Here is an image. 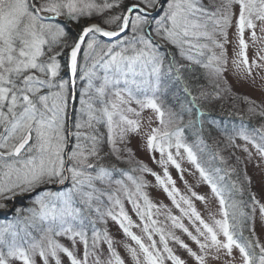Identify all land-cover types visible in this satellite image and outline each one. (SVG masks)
I'll return each mask as SVG.
<instances>
[{
    "label": "snow or ice",
    "instance_id": "1",
    "mask_svg": "<svg viewBox=\"0 0 264 264\" xmlns=\"http://www.w3.org/2000/svg\"><path fill=\"white\" fill-rule=\"evenodd\" d=\"M230 71L264 87V0H0V209L35 193L30 207L0 221V264H64L65 257L67 264H126L109 219L132 242L124 247L133 264H188L170 240L195 264L222 257L223 264H264L255 235L264 202L250 190L246 167L241 178L236 167H205L198 155L208 150L227 165L221 152L238 149L264 166V103L245 97L258 126L240 117L220 130L215 146L205 139L215 121L205 128L202 104L228 91ZM72 102L79 107L70 110ZM146 110L157 121L152 127L149 117L147 130ZM133 134L163 175L135 159ZM184 160L218 202L208 219L194 203L208 197L191 186L190 195L181 194L169 172L174 166L183 178ZM144 174L155 177L181 216L153 203ZM161 214L198 249L156 218Z\"/></svg>",
    "mask_w": 264,
    "mask_h": 264
},
{
    "label": "rangeland",
    "instance_id": "2",
    "mask_svg": "<svg viewBox=\"0 0 264 264\" xmlns=\"http://www.w3.org/2000/svg\"><path fill=\"white\" fill-rule=\"evenodd\" d=\"M249 58L251 59L253 56V50L249 49ZM229 56H232V48L229 46ZM66 72V70H65ZM65 72H62V75H65ZM67 78V76H65ZM227 81L229 85L228 89V95L226 94V101L229 103L226 111L229 109V111H233L231 115L236 116H245L248 117L247 113V107L248 104L246 103L245 97L248 99L254 100L257 104L264 103V87H262L261 82L258 80L256 83H252L251 81L245 80L243 78H239L235 73L229 72L227 73ZM79 87V81L78 85ZM233 97H239L235 101H231ZM226 103V104H228ZM79 105L76 102H72L70 105L71 108H78ZM205 107V106H204ZM222 110L223 107L221 108ZM239 113V115H237ZM152 118V127H155L157 124L155 115L150 111L146 110L143 113V118L145 121L144 127L145 130L148 128L147 120L148 118ZM261 123V120L258 118L256 124L259 125ZM237 125V123H234ZM101 131H104V129H101ZM237 143H243V141L238 140ZM128 147L132 149L135 159L139 161H143L145 164H147L150 168H152L155 172L160 173L163 175V171L160 165H158L152 158L151 153L147 151L144 148L143 140L141 136L133 134L130 137V142L128 144ZM221 149L224 148L223 145L220 146ZM234 154V157L237 159V157L240 158L242 161L243 167H246L247 169V175L252 178V183L249 186L250 190L252 192H255L257 195V198L261 199V202H264V166L257 167L256 164L258 163L257 160L253 161H247L244 159L245 153L242 151L235 149H225L221 152L222 155H224L227 159L230 158V153ZM224 152V154H223ZM226 152V153H225ZM156 158L159 159V153H156ZM129 165L127 164L125 166V169H127ZM182 167L185 169L184 176L181 178L179 171L175 169L174 166H169V172L172 175V178L175 180L176 184L175 186L180 190L181 194L184 195H190L189 193V186H191V189L195 191L196 193L200 195H204L208 197V203L205 204L203 201L200 200H194L195 206L197 210L201 213L202 216H204L205 219H208L209 212H218V202L215 200L214 197L211 196L210 188L207 184L200 181L199 173L198 171L191 166L187 160L182 161ZM213 167H220L218 163L213 164ZM222 167V165H221ZM225 167V165L223 166ZM134 175H139V173H133ZM144 178L146 181H148V186L144 189L150 199L155 204H162L166 205L168 209L171 210L172 214L176 216H181V213L179 209L175 207L172 200L167 196V194L164 192L163 188L160 187L155 179L154 176L151 174H144ZM233 179H236V176H233ZM187 182V183H185ZM55 190V189H53ZM35 193L31 194H24V195H17L12 200H5L3 203L7 204V210L0 209V218H5L8 220L12 218L13 216V209L15 208H28L32 205V198L34 197ZM244 198V197H243ZM125 207L129 211V214L132 215L133 220L138 221V218L133 213L130 204L125 201ZM163 212V209L161 210ZM159 219L169 230H172L175 232V235L179 236L182 240H184L185 243H187L193 250H197L198 246L195 244L194 241L191 240L190 237L187 236L186 233H184L181 229H173L171 227L170 221H165V217L163 214L158 215L156 217ZM183 223L190 229L194 230V225H192L191 221H189L186 217H182ZM98 227H103V225H98ZM107 228L109 233L112 235L114 240L116 241V248L117 251L121 254V256L125 259L126 264H133L132 259L130 255L127 253L124 244L125 243H132L127 237L124 236L123 232L120 230L119 226L116 222L109 219ZM255 235L259 238L261 243H264V222L261 221L259 217V213H257L256 220H255ZM134 231H137V234H140L138 230L133 229ZM249 232L247 231V226L245 230V236H248ZM159 245V237H156ZM61 242L67 244L68 241L65 238H61ZM170 246L176 251L178 255H180L182 258L187 260L188 264H195V260L189 256V254L182 249L177 243L173 241H169ZM82 251V246H81ZM106 246H105V252H106ZM234 254L235 250H234ZM225 258L222 257L221 260H209L208 264H223V260ZM64 264H67L66 257L64 258ZM171 264V262H169Z\"/></svg>",
    "mask_w": 264,
    "mask_h": 264
},
{
    "label": "trees",
    "instance_id": "3",
    "mask_svg": "<svg viewBox=\"0 0 264 264\" xmlns=\"http://www.w3.org/2000/svg\"><path fill=\"white\" fill-rule=\"evenodd\" d=\"M63 63V60H62ZM201 84H205V81H200ZM206 87H208V90L211 91L210 86L206 85ZM195 94V93H194ZM228 95V92L222 94V98L220 99H211L210 101L204 102L202 104V107L204 108V111L206 112V116H205V128L208 129L209 127V123L211 121H215V125H213L211 127V138H209L207 131L205 132V139L207 140L208 144L211 146H215L214 142L217 140H222V136H221V131L222 129H231L233 127V125H236L234 123H237V125H239L241 123V119L240 117H244V123L247 124L249 127H253V126H258L256 124L258 117H245V116H236V115H231L233 114V111H229V109L226 111L229 103L226 101V97L225 95ZM181 95H183L181 93ZM239 99V97H233V99H231V101H235ZM168 103L172 104L173 107H176V103H173L171 100L168 101ZM228 103V104H226ZM205 106V107H204ZM223 107L222 110L221 108ZM188 117L185 116V122H187ZM185 135L187 137V140L189 143H193L195 140V136L192 134V130H187L185 132ZM223 145V144H221ZM220 145V146H221ZM226 153V152H225ZM230 153V158L228 159V164L225 165V167H236L237 169V173L240 174L241 178L243 177V172H242V168L243 165L241 163H237V159L234 157V154H231L232 152L229 151ZM224 154V152H223ZM198 155H200L201 161L202 163H204L205 167H209V166H213V164L218 163L219 166L221 167V164L219 163V161H212L210 159V153L208 150H205L203 153H198ZM225 155V154H224ZM127 164L126 163H121L119 165V167L121 168H125ZM224 165H222L223 167ZM235 176V175H234ZM237 178V177H236ZM244 199L247 200V192L244 195ZM9 219V217H8ZM7 219L5 218H0V221H5Z\"/></svg>",
    "mask_w": 264,
    "mask_h": 264
}]
</instances>
